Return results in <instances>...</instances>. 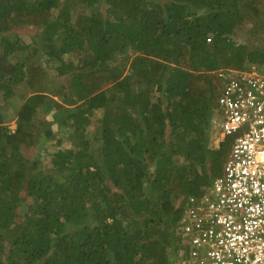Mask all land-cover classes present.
Segmentation results:
<instances>
[{"label": "trees", "instance_id": "1", "mask_svg": "<svg viewBox=\"0 0 264 264\" xmlns=\"http://www.w3.org/2000/svg\"><path fill=\"white\" fill-rule=\"evenodd\" d=\"M263 59L264 0H0V264H175L219 71Z\"/></svg>", "mask_w": 264, "mask_h": 264}, {"label": "built area", "instance_id": "2", "mask_svg": "<svg viewBox=\"0 0 264 264\" xmlns=\"http://www.w3.org/2000/svg\"><path fill=\"white\" fill-rule=\"evenodd\" d=\"M219 76L212 124L233 142L222 175L188 199L175 264H264V59Z\"/></svg>", "mask_w": 264, "mask_h": 264}, {"label": "rangeland", "instance_id": "3", "mask_svg": "<svg viewBox=\"0 0 264 264\" xmlns=\"http://www.w3.org/2000/svg\"><path fill=\"white\" fill-rule=\"evenodd\" d=\"M26 34H30L32 33V29L29 28L27 29L26 31ZM26 34H24L23 36L25 37ZM240 39L237 37V41H239ZM242 42V41H241ZM13 60V59H12ZM55 83L57 84L58 82L55 80ZM24 92H21L19 93L16 97H12L11 98V103H4L3 104V116L4 118L6 119L5 120V123H8V126L13 129L14 126H15V122L12 121L13 119V116L17 113L21 103H22V99L24 98ZM0 102L2 103V96H1V93H0ZM64 116V115H62ZM91 117L95 118L96 122H98V120L100 121V114L96 113L94 115H92ZM211 145L213 146H217L218 143H219V140L221 139V134L219 133L218 129H217V125H213L212 124V119L214 117H220V115H217V112L216 111H213L212 114H211ZM52 129H53V132L54 133H58L60 138H62V143L60 146L62 145H65V140H63L66 135H68L70 132H69V128L66 126L67 125V121H63L61 122V120H55L54 117L52 118ZM92 129V126L91 128ZM216 131H218L217 133H215ZM62 136V137H61ZM56 139H48V141L46 142V146L50 147V149H52L53 151H55L56 149L59 148V146L56 144L55 142ZM40 149V148H39ZM42 149V147H41ZM42 152V151H41ZM46 164H49V161L46 160Z\"/></svg>", "mask_w": 264, "mask_h": 264}]
</instances>
